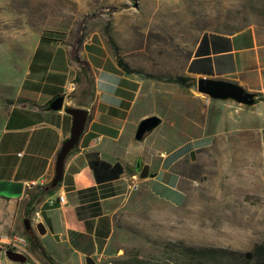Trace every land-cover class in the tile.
<instances>
[{"label": "rangeland", "instance_id": "obj_1", "mask_svg": "<svg viewBox=\"0 0 264 264\" xmlns=\"http://www.w3.org/2000/svg\"><path fill=\"white\" fill-rule=\"evenodd\" d=\"M246 25L264 27V0H0V41L12 39L3 50V61L16 62L26 47L22 35L13 39L21 31L62 40L77 63L76 88L73 85L65 95L66 104L87 106L89 118L94 108L89 102L97 94L102 109L113 114L117 142L125 145L118 160L128 184L116 218L124 232L123 256L160 258L168 241L240 252L255 244L264 247V126L201 134L208 138L204 145L191 140L199 133H172L175 130L164 123L175 106L171 96L188 105L190 120L203 122L200 105L192 109L194 82L177 85L163 79L182 75L195 37L202 31L225 32ZM112 51L128 74L116 67ZM26 53L23 66L31 71L37 52ZM146 115L162 119L134 141L133 129ZM128 146L133 147L130 152ZM170 146L175 149L169 151ZM170 158L182 200L167 170L158 171L149 182L157 199L148 192V180L138 179L133 167L135 160L147 164L149 176ZM164 176L166 183H157ZM23 207V198L0 197V233L25 235ZM28 224L33 229L31 219ZM0 260L5 261L1 253Z\"/></svg>", "mask_w": 264, "mask_h": 264}, {"label": "crops", "instance_id": "obj_2", "mask_svg": "<svg viewBox=\"0 0 264 264\" xmlns=\"http://www.w3.org/2000/svg\"><path fill=\"white\" fill-rule=\"evenodd\" d=\"M17 34L13 39L22 35L26 47L18 52L16 62L8 64L2 58L12 39L0 41V179L33 182L32 186H23L33 194L38 186L49 181L54 155L69 127L67 114L41 105L54 95H66L69 83L76 88L77 63L71 60L70 46L62 40L32 31ZM27 50L30 56L37 52L31 71L23 66ZM14 72L17 76H13ZM182 75L188 77L185 82L198 77L232 81L256 94V100L244 106L195 92L190 97L196 103L193 111L200 105L198 112L203 122L198 123L189 119L188 105L181 98L171 96L169 100L174 99L171 103L175 106L164 123L175 130L172 133L210 135L264 126V27L246 25L229 33L200 32L187 50ZM63 102L68 103L66 96ZM92 102L90 117H86L75 146L63 159L57 185L46 193L36 194L27 206V219L33 225L40 222L43 228L41 234L34 228H30L31 236L25 234L30 253L41 264H111L123 258L124 232L117 227L116 218L128 186L118 160L123 158L125 145L124 141L117 142L119 135L111 123L113 114L102 109L97 94L89 103ZM73 106L87 107L82 103ZM200 135L191 140L206 145L208 138ZM126 149L130 152L133 147ZM174 149L170 146L169 151ZM117 150L122 151L119 156ZM173 159L143 178L148 180L147 188L152 196L149 182L154 181L158 171L167 170L172 175L170 185L182 200L178 177L169 168ZM112 171L115 174L111 178ZM165 179L166 176L158 178L157 183L162 185ZM58 195L62 199L60 203L56 202ZM18 198H23L24 206L25 195L21 193ZM47 199L53 203L48 205Z\"/></svg>", "mask_w": 264, "mask_h": 264}, {"label": "water", "instance_id": "obj_3", "mask_svg": "<svg viewBox=\"0 0 264 264\" xmlns=\"http://www.w3.org/2000/svg\"><path fill=\"white\" fill-rule=\"evenodd\" d=\"M194 90L196 93L205 95L208 98L227 100L238 105L250 106L255 101L254 93L245 91L236 83L225 79L198 77L194 80ZM45 109L61 110L63 113L67 114L69 116V127L67 136L61 141L54 155L52 175L46 185L43 186V190L51 189L60 180L63 159L68 151L73 148L74 143L84 127L88 114L86 108L72 107L64 103L63 95L61 94L51 97L46 102ZM158 122L159 117L155 115H146L141 117L133 129V140H141L142 137L153 129ZM133 167L136 171V177L138 179H143L147 176V164H139L138 160H135ZM23 186L27 187L28 185L23 184L21 181L0 179V197L7 199L18 198L22 193ZM21 225L25 234L31 236L32 233L28 225L27 217L21 218ZM33 228L37 234H41L43 232L40 222H36L33 225ZM3 255L10 261L23 260L22 255L12 251H5Z\"/></svg>", "mask_w": 264, "mask_h": 264}, {"label": "trees", "instance_id": "obj_4", "mask_svg": "<svg viewBox=\"0 0 264 264\" xmlns=\"http://www.w3.org/2000/svg\"><path fill=\"white\" fill-rule=\"evenodd\" d=\"M240 29V28H238ZM234 29L225 32L216 33H229L236 31ZM115 51V50H113ZM112 51V57L116 67L124 74H128L130 70L122 62L120 57ZM74 56V55H73ZM75 57V56H74ZM158 78L156 76H153ZM165 81L182 85L188 77L184 75H174L163 77ZM193 79H190V83L193 85ZM89 87L87 88V90ZM256 95V94H254ZM45 104L41 107L45 108ZM76 143V142H75ZM75 143L73 147L75 146ZM70 151V150H69ZM68 151V152H69ZM116 167V166H115ZM119 170V166L116 167ZM115 173L109 174L112 178ZM57 185V184H56ZM53 188V187H52ZM51 188V189H52ZM50 189L43 190V186H38L34 193L30 194L28 189H23L22 193L25 195L23 215L28 214L27 206L34 201L36 194H43ZM22 233H25L21 225ZM162 255L160 258H139L137 256H123V258L114 260L111 264H264V247L259 244H255L248 251H236L228 248L213 247V246H192L184 244L180 241H168L162 246Z\"/></svg>", "mask_w": 264, "mask_h": 264}, {"label": "built area", "instance_id": "obj_5", "mask_svg": "<svg viewBox=\"0 0 264 264\" xmlns=\"http://www.w3.org/2000/svg\"><path fill=\"white\" fill-rule=\"evenodd\" d=\"M67 90H68L67 93H69L72 90V83L68 84ZM64 96L65 95H63V97ZM27 185L32 186L34 185V183L30 182ZM61 200H62L61 196L58 195L56 197V202L60 203ZM46 203L49 205L52 204L53 201L47 199ZM5 251H12L18 253L23 256V260L22 261L7 260L3 255ZM0 253L5 260V261L0 260V264H41L40 261L35 257H33L32 254L30 253L28 249L27 238L25 237V235L22 234H18L14 232H7L0 234Z\"/></svg>", "mask_w": 264, "mask_h": 264}, {"label": "flooded vegetation", "instance_id": "obj_6", "mask_svg": "<svg viewBox=\"0 0 264 264\" xmlns=\"http://www.w3.org/2000/svg\"><path fill=\"white\" fill-rule=\"evenodd\" d=\"M255 96V95H254Z\"/></svg>", "mask_w": 264, "mask_h": 264}]
</instances>
